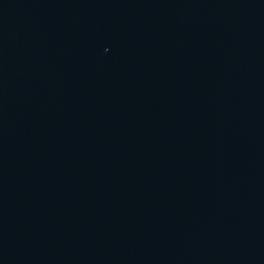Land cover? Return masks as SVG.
<instances>
[{
  "label": "water",
  "instance_id": "95a60500",
  "mask_svg": "<svg viewBox=\"0 0 264 264\" xmlns=\"http://www.w3.org/2000/svg\"><path fill=\"white\" fill-rule=\"evenodd\" d=\"M0 264H264V0H0Z\"/></svg>",
  "mask_w": 264,
  "mask_h": 264
}]
</instances>
